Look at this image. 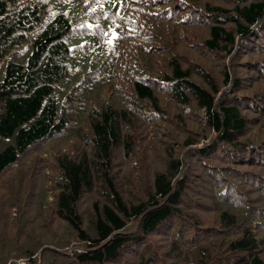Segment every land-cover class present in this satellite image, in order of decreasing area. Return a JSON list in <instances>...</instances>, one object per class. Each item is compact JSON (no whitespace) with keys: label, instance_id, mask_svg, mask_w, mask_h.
Returning a JSON list of instances; mask_svg holds the SVG:
<instances>
[{"label":"trees","instance_id":"1","mask_svg":"<svg viewBox=\"0 0 264 264\" xmlns=\"http://www.w3.org/2000/svg\"><path fill=\"white\" fill-rule=\"evenodd\" d=\"M0 264H264V0H0Z\"/></svg>","mask_w":264,"mask_h":264}]
</instances>
